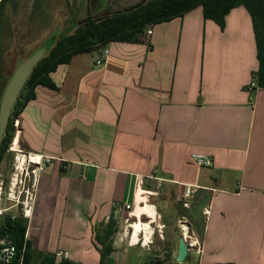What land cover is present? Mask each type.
<instances>
[{"label":"crops","instance_id":"1","mask_svg":"<svg viewBox=\"0 0 264 264\" xmlns=\"http://www.w3.org/2000/svg\"><path fill=\"white\" fill-rule=\"evenodd\" d=\"M258 69L244 6L224 28L199 6L58 66L56 89L37 86L19 115L22 151L52 159L27 218L32 264L46 255L100 264L94 228L114 218L123 230L136 188L135 223L154 235L142 215L166 228L186 220L200 264H264V88L256 80L250 91ZM147 197L155 204L140 205ZM118 244L110 264L125 255Z\"/></svg>","mask_w":264,"mask_h":264},{"label":"trees","instance_id":"2","mask_svg":"<svg viewBox=\"0 0 264 264\" xmlns=\"http://www.w3.org/2000/svg\"><path fill=\"white\" fill-rule=\"evenodd\" d=\"M199 6L204 8L205 18L215 21L222 28L225 27L226 16L231 10L240 6L248 10L253 19L259 60V69L255 76L259 87L264 88V0H143L115 13L89 15L83 20H78L69 34L60 38L54 36L46 56L34 68L12 111L0 148V166L15 137L13 118L19 116L28 102L35 98L34 90L37 86L56 89L50 74L56 71L58 66L68 64L76 55L94 52L112 42H134L149 25L182 17ZM27 230L28 222L22 217H6L0 223V238L9 237L17 247L15 264H32L26 243ZM94 230L100 246V264H110L114 245L112 238L117 231V221L111 218L106 225L97 224ZM41 264L78 263L65 259L57 263L54 256L46 255ZM146 264L165 263L160 259H152Z\"/></svg>","mask_w":264,"mask_h":264},{"label":"rangeland","instance_id":"3","mask_svg":"<svg viewBox=\"0 0 264 264\" xmlns=\"http://www.w3.org/2000/svg\"><path fill=\"white\" fill-rule=\"evenodd\" d=\"M80 1L81 0H25L21 3L24 8L19 12L17 21L14 22L16 25L15 32L9 34L10 39H8V34L5 35V43L3 44V61L0 75V103L5 87L19 64L31 56L52 36L60 38L70 33V21L73 17V11L79 5ZM142 1L143 0H106L105 3L102 4L100 0H89L88 6L83 11L80 19L83 20L89 15L101 16L106 13H115ZM41 8L45 10V23L39 24V22L36 21L30 26L27 23L29 13L34 9L37 15L38 10ZM16 164V154L11 152L9 148L0 166V185L3 184L1 200H3L5 206H9L15 202L18 203L16 200L18 199L19 187L22 186L21 179L26 181L24 184H28L29 177L26 172L21 174L16 170ZM10 193L13 196H9ZM24 195L21 201H26V195ZM11 197L12 201L9 199ZM155 202L154 199L150 200V204L154 205ZM10 214L22 217L24 221H27V218L24 216V207L22 204H19L12 211L7 213V215ZM142 217V221L147 223L148 218L145 216ZM182 222H186L188 225L186 220L175 218L173 225H169V227L166 228L161 224V219L159 218L158 224L163 226L162 232L159 233L156 231V234L152 236L153 238H151L150 244L147 246L143 244L131 246L129 240L121 243L119 241L118 249L119 251H124L125 255L123 256V254L121 255L118 253L117 264H146L152 259H160L165 264H200V256L197 255L194 250L190 252L185 262L179 263L176 260L179 240L183 238V231L181 229ZM188 228L189 233L190 227ZM122 234L123 230L117 227L116 234L112 238L114 245L117 243L118 239L121 238Z\"/></svg>","mask_w":264,"mask_h":264},{"label":"built area","instance_id":"4","mask_svg":"<svg viewBox=\"0 0 264 264\" xmlns=\"http://www.w3.org/2000/svg\"><path fill=\"white\" fill-rule=\"evenodd\" d=\"M153 31L151 29H149L147 31V35L150 36L152 35ZM110 57V50L108 48H105L102 52V54L100 55V57L98 58V60L96 61V65L98 67H103L106 63L107 60ZM256 78L254 79V81L252 82L251 86H250V91L254 90L256 88ZM13 125L15 127V137L14 140L11 144L10 147V151L14 152L16 154V163L19 159V155L23 154L24 152L22 151L19 142L16 144V139H17V135L20 132V116L14 117L13 118ZM26 155V154H25ZM35 157V156H33ZM37 158V160H34L32 158V156L28 155L27 158V162L23 168H21L20 166H18V163L16 164V170H18L21 174H24L26 172L27 176L29 177L28 179V184H24L26 181L24 179H21V183L22 186L19 187V192H18V199L13 204L9 205V206H5V204L3 203V200H1V195H2V190H3V184L0 185V223L1 221L6 218L7 216L15 219L17 216L10 214L7 215L8 212L12 211L15 207H17L19 204H22L24 207V216L25 218H30L32 215V204L34 203L35 199H36V192H37V185H38V180L40 178L41 173L44 171L46 165L48 163H50L52 161V159L47 158V159H42L40 157H35ZM192 159L199 165V166H205V167H210L213 165V159L209 156L206 155H193ZM27 179V178H26ZM147 192L143 191V196L145 197ZM26 195V201H21V198L23 197V195ZM24 195V196H25ZM137 195H138V188L135 189V193H134V201H133V205L127 204L125 206L126 210L129 211V213L127 214V217L124 220V228H123V234L121 236V238L118 239V241L120 242H125L129 240V244L132 246V236H133V225L135 222H138L141 218L133 215V211L136 208L137 205ZM9 196H13L11 193L9 194ZM15 197L17 198V196L15 195ZM14 197V198H15ZM148 201H141L140 205L145 206L146 203L150 204V197H147ZM12 201V197L9 198ZM185 207H188L189 204L188 203H184ZM132 210V211H131ZM148 218V223H150L154 229V234H156V231H158L159 233L162 232L163 226L158 224V215H157V219L155 223L153 222V219H151L148 215H142ZM141 216V217H142ZM184 220V219H183ZM182 223H186V222H182ZM187 224V223H186ZM182 231H183V235L185 236V234H188V230L189 228L185 231L182 227H181ZM154 236V235H153ZM144 234L140 235V242L137 243V245L140 244H144ZM153 238V237H151ZM186 241L190 247V249H196V253L197 255H200L202 253L201 248L199 246V242L195 239H193L191 236H188L186 238ZM136 245V246H137ZM17 247L16 245L13 243V241L9 238V237H3L0 238V264H15L16 258H17Z\"/></svg>","mask_w":264,"mask_h":264},{"label":"water","instance_id":"5","mask_svg":"<svg viewBox=\"0 0 264 264\" xmlns=\"http://www.w3.org/2000/svg\"><path fill=\"white\" fill-rule=\"evenodd\" d=\"M3 0H0V6ZM106 0H102L104 3ZM86 0H82L79 7L74 11L73 24L76 23L84 9ZM51 47V42L46 43L39 47L31 56L22 61L13 76L9 80L7 86L2 95L0 103V148L3 143L5 132L9 126L12 111L24 90V87L32 75L34 68L43 60L47 52ZM190 253V247L186 239L181 238L179 240L178 255L176 257L177 262L183 263L186 261Z\"/></svg>","mask_w":264,"mask_h":264},{"label":"flooded vegetation","instance_id":"6","mask_svg":"<svg viewBox=\"0 0 264 264\" xmlns=\"http://www.w3.org/2000/svg\"><path fill=\"white\" fill-rule=\"evenodd\" d=\"M25 0H3L0 6V75H1V69H2V50L4 47L5 43V35L8 34V39H10L9 34L15 32V21H17V17L19 12L24 8L21 3ZM82 1V0H81ZM79 2V5L81 3ZM92 1V0H91ZM102 3V0H100ZM89 0H86L84 9L82 10L81 15L83 14V11L85 8L88 6ZM105 3V2H104ZM103 4V3H102ZM79 5L74 9V11L79 7ZM74 11H73V17H74ZM80 15V16H81ZM73 17L71 19V27L76 24H73ZM80 19V17H79ZM78 19V20H79ZM36 21L39 22V24H44L45 23V10L43 8L38 10V14H35V10L32 9V11L29 13V17L27 18V23L31 26L33 25ZM78 22V21H77ZM54 39V36H52L48 41H45L44 43H49ZM44 45V44H43Z\"/></svg>","mask_w":264,"mask_h":264},{"label":"bare ground","instance_id":"7","mask_svg":"<svg viewBox=\"0 0 264 264\" xmlns=\"http://www.w3.org/2000/svg\"><path fill=\"white\" fill-rule=\"evenodd\" d=\"M16 144L18 143V139H16ZM27 158L28 156L25 155V153L19 155V159L17 161L18 166H20L21 168H23L26 165L27 162ZM32 158L34 160H37V158L33 157ZM145 224V223H144ZM181 227L186 231L188 229V225L186 223H182ZM133 236H132V244L135 243L137 245V243L140 242V236L139 235H143L142 232L145 231V238H144V244L143 245H148L150 244V239L151 236L153 235V230L149 225H143L142 223H135L133 225ZM139 236V237H138ZM189 235L186 233L185 236L183 235L184 239H186Z\"/></svg>","mask_w":264,"mask_h":264}]
</instances>
